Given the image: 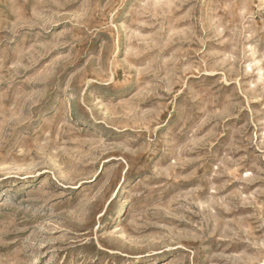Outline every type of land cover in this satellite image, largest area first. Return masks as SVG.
<instances>
[{"label":"rangeland","instance_id":"obj_1","mask_svg":"<svg viewBox=\"0 0 264 264\" xmlns=\"http://www.w3.org/2000/svg\"><path fill=\"white\" fill-rule=\"evenodd\" d=\"M0 264H264V0H0Z\"/></svg>","mask_w":264,"mask_h":264}]
</instances>
